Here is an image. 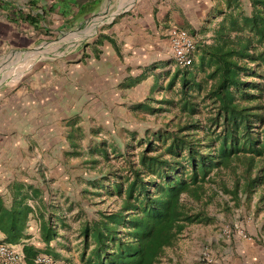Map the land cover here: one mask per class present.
I'll use <instances>...</instances> for the list:
<instances>
[{
    "label": "trees",
    "instance_id": "trees-1",
    "mask_svg": "<svg viewBox=\"0 0 264 264\" xmlns=\"http://www.w3.org/2000/svg\"><path fill=\"white\" fill-rule=\"evenodd\" d=\"M246 1H218L192 64L168 72L161 98L129 106L160 118L142 135L83 147L82 127L69 123L66 161L80 157L94 176L77 179L80 194L64 209L40 210L38 233L46 246L69 231L78 241L65 258L26 243L27 264L40 253L66 264H160L181 255L185 231L215 223L212 205L229 214L253 196L264 203V0ZM10 193V202L0 194V231L15 244L41 192L16 182Z\"/></svg>",
    "mask_w": 264,
    "mask_h": 264
},
{
    "label": "crops",
    "instance_id": "crops-1",
    "mask_svg": "<svg viewBox=\"0 0 264 264\" xmlns=\"http://www.w3.org/2000/svg\"><path fill=\"white\" fill-rule=\"evenodd\" d=\"M0 1V37L4 42L10 37L11 41L25 40L27 45L39 42V46L51 42L54 34L79 30L76 46L87 57L75 74L80 90L69 82L52 86V76L38 65L31 81L10 89L0 87V115L6 119L0 123V194L10 202L16 182L29 192H41L39 198L28 200L31 206L34 201L35 210L29 214L20 241L5 244L29 243L65 258L78 238L73 232H63L46 246L39 239L37 217L40 210L46 216L56 204L64 209L65 200L72 196L71 159L66 161L63 156L70 150L66 137L69 123L81 113L97 117L107 112L105 105L114 111L129 109L156 93L168 72L175 69L171 29L187 30L198 45L210 35L203 27L217 2L223 0H23L25 13L19 14H13L16 6L4 7L8 0ZM27 15L32 19H25ZM3 46L6 44L1 43L0 49ZM45 60L36 57L34 61ZM76 123L80 126L82 122ZM257 206V210L250 208L255 212L253 220L239 221L250 239L235 231L201 234L198 240L209 245L213 264H264V203ZM231 220L238 222L235 216ZM4 238L0 231V243ZM171 257L167 264H191L186 253Z\"/></svg>",
    "mask_w": 264,
    "mask_h": 264
},
{
    "label": "rangeland",
    "instance_id": "rangeland-1",
    "mask_svg": "<svg viewBox=\"0 0 264 264\" xmlns=\"http://www.w3.org/2000/svg\"><path fill=\"white\" fill-rule=\"evenodd\" d=\"M33 1L34 0H32V2ZM242 1L245 2V6L248 8L247 1ZM24 3L25 2H23V0H8V2H5L4 7L9 9V7L12 8L13 6H16L17 9L13 8L15 10L13 14H19L25 11L23 8ZM78 31L54 34L52 36L53 39L50 40L51 42H46L39 46H36L39 44V42H29L27 45L25 44V40L20 39V41H11L10 37H8V39L6 38L7 41L4 42L0 37V44H6V46H3V48L0 49L2 50L0 53H6L0 57V87L3 86L7 89H10L19 86L20 84L24 85L26 81H31V75L38 65L37 67L41 69H47V75L50 73L52 76V86L56 87L64 84L65 82H69L73 87L75 86L77 90H80L76 82L75 74L78 72L77 66L80 64H85L87 57L84 55L82 48L76 46L80 39ZM36 57H40L42 59L46 58L47 60L35 62L34 60ZM50 70H54L55 73L50 72ZM19 74H22V77L19 76ZM164 81L165 80L162 81L163 85L166 82ZM163 93L164 92L157 90L153 97L159 99ZM105 107L107 112L104 111L98 114L97 117L93 116V118H91L90 114L83 115L81 113L73 120L76 122H82L80 123V126L82 127L84 134V138L82 140L83 147H88L90 142L99 139H105L107 143H111L113 142L112 140H115L120 144L121 140L123 141L127 136V131L125 130L137 132L138 136H140L142 135L145 128L154 126L155 124L159 123L160 120V118L157 116L149 115L145 116L144 119H140L139 115L129 111L128 108H120L114 111L110 105H105ZM110 118L113 119L112 122L109 120ZM3 119L6 120L0 115V123L4 122ZM1 147H3V145H0V148ZM63 156L64 158H68V152H66ZM55 160L58 161V157ZM70 162V168L72 169V180L76 182L73 185V193H77V195H79L80 184L77 179L94 176V171L85 170L86 166L80 163V157L72 158ZM83 184L84 182H82V185ZM223 196L226 199L229 198L227 195ZM83 203V205L86 207L87 202L84 200ZM258 204L260 205L261 202L255 196H253L250 202L245 201L239 207H232V210L229 214L221 212L219 209L215 208L214 205H212L210 209L216 213L217 217L215 223L211 225H194L185 231L181 237L182 239L180 241L179 253H186L188 262L191 264H201V251L205 247L210 250V247L206 241L203 239L201 241L198 240L201 238V234H203L202 236H205L211 233H222V229L226 226H229L233 229L235 224L241 226L239 221L253 220L255 212H252L250 208L253 207L254 210H257L256 208L258 207ZM87 210L90 212V214L94 212V210L89 207ZM234 216L238 221L237 223H234L231 220ZM171 255L174 254L172 251H169V259H164L162 262L166 264L170 262Z\"/></svg>",
    "mask_w": 264,
    "mask_h": 264
},
{
    "label": "built area",
    "instance_id": "built-area-1",
    "mask_svg": "<svg viewBox=\"0 0 264 264\" xmlns=\"http://www.w3.org/2000/svg\"><path fill=\"white\" fill-rule=\"evenodd\" d=\"M170 46L176 66L184 68L192 64L197 40L191 33L181 28H172L170 31ZM233 231L237 232L244 239H250L249 234L239 225H234L233 229L229 226L224 227L222 234L229 235ZM0 261L2 264H26L23 246L0 243ZM33 262L34 264H66L60 259L43 253L36 255ZM200 262L201 264L214 263L211 250L205 247L201 251Z\"/></svg>",
    "mask_w": 264,
    "mask_h": 264
}]
</instances>
